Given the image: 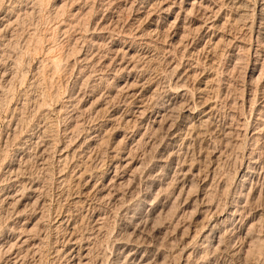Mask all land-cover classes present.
Segmentation results:
<instances>
[{
	"label": "rangeland",
	"instance_id": "374dc122",
	"mask_svg": "<svg viewBox=\"0 0 264 264\" xmlns=\"http://www.w3.org/2000/svg\"><path fill=\"white\" fill-rule=\"evenodd\" d=\"M154 1L0 0V264H264V0Z\"/></svg>",
	"mask_w": 264,
	"mask_h": 264
},
{
	"label": "bare ground",
	"instance_id": "6f19581e",
	"mask_svg": "<svg viewBox=\"0 0 264 264\" xmlns=\"http://www.w3.org/2000/svg\"><path fill=\"white\" fill-rule=\"evenodd\" d=\"M155 1L158 2V0H155ZM155 1H154V2H155ZM236 1H237V0H236ZM42 3H43V1H42ZM193 3H194V2H193ZM236 3H237V2H236ZM222 4H223V2H222ZM244 4H245V3H244ZM262 4H263V3H262ZM187 5H188V4H187ZM245 5H246V4H245ZM245 5H244V6H245ZM260 5H261V4H260ZM234 6H235V5H234ZM190 7H191V6H190ZM245 7H246V6H245ZM246 8H247V7H246ZM262 8H263V7H262ZM193 9H194V8H193ZM260 9H261V8H260ZM261 10L264 11V9H261ZM169 11H170V10H169ZM183 11H184V10H183ZM189 12H191V11H189ZM263 13H264V12H263ZM186 14H187V13H186ZM241 17H242V16H241ZM244 18H245V17H244ZM20 61H21V60H20ZM16 62H17V61H16ZM20 63H21V62H20ZM16 65H17V64H16ZM52 65H53L54 69H57V68H58V65H59V62H58L57 60H54ZM57 71H58V70H57ZM251 73H252V74L254 73V69L251 70ZM126 84H127V82H126ZM6 91H7V90H6ZM4 92H5V91H4ZM10 92H11V91H10ZM134 93H135V92H134ZM4 94H5V93H4ZM4 94H3V95H4ZM4 96H5V95H4ZM8 96H9V94H8ZM45 96H46V95H45ZM4 98H6V97H4ZM4 98H3V100H5ZM6 99H7V98H6ZM46 99H47V98H46ZM3 100H2V98H0V102L3 101ZM7 101H8V99H7ZM3 102H4V101H3ZM1 103H2V102H1ZM43 103H44V102H43ZM46 103H47V102H46ZM136 106H137V105H136ZM137 107H138V106H137ZM137 107H136V108H137ZM142 108H143V107H142ZM169 108H170V107H169ZM134 109H135V108H134ZM138 109H140V108H138ZM143 109H144V108H143ZM143 109H142V110H143ZM160 109H161V108H158L157 110H155L154 112H152V113H154V114L156 115V116L153 118V123L155 122V124H156L155 127H162V120H163V117H164L165 115H164V116H161V117H160V116L158 117V112L161 111ZM162 109H163V108H162ZM167 110H168V109H167ZM166 112H167V111H166ZM138 113H139V114H138ZM138 113H137L138 115H142V116L145 115V111H144V110H143V111H138ZM167 117H168V116H167ZM167 117H166V118H167ZM149 118H150V117H149ZM158 118H160L161 121L158 122ZM151 120H152V119H151ZM164 120L166 121V119H164ZM153 123H152V124H153ZM163 123H164V122H163ZM164 124H165V123H164ZM163 126H164V125H163ZM129 162H131V160H130ZM129 162L126 163L125 166H128L129 168H133V167H136V166H137L136 163H134V162L129 163ZM240 174H241V173H240ZM107 176H108V175H107ZM107 176H105V178H107ZM110 176H111V175H110ZM242 177H243V176H242ZM109 178H110V177H109ZM126 178H127V176H126V177H120V178H118V176H117L116 174L112 177V179H114V181H115V180L118 181L119 185H120V183H121V185H123L125 182H128V180H127ZM108 181H110V180H108ZM112 181H113V180H111V184H112ZM116 181H115V182H116ZM118 183H117V186H118ZM114 184H115V183H114ZM192 185H193V187L195 188V186H196V185H195V181L193 182ZM115 186H116V184H115ZM100 194H103V193H102V190L100 191ZM110 197H111V196H110ZM172 206H173V208L175 209L174 204H172ZM173 208H172V209L170 208V210H169V212H168L166 218H169V217L171 218V215H175V214H172V213H173L172 210H174ZM163 209H164V207H161V210H160V211H158V208L153 209V210H152V215L155 216V217H154V220H152L151 218H147V220L145 221L144 224H148V223L153 222L154 224L157 225L158 222L161 221V212L163 211ZM158 213H159V214H158ZM164 218H165V217H164ZM164 218H163V220H164ZM173 218H174V217H173ZM170 220H171V219H170ZM150 221H151V222H150ZM168 221H169V220H168ZM139 223H140V224H143L141 220H139ZM160 223H161V222H160ZM216 225H217V224H216ZM144 226H145V225H143V227H144ZM139 227H140V226H139ZM214 227H215V225H214ZM174 228H175V227H174ZM170 229H171V227H170ZM135 232H136V231H135ZM132 236H133V235H132ZM206 238L209 239L210 237H207V236H206ZM218 240L220 241V237H219ZM257 242H258V241H256V243H257ZM256 243H254L253 246H251V249H250L249 253H251V252L253 251L252 249L254 248V246H255ZM170 244H171V243H170ZM170 244H169V245H170ZM262 244H263V243H262ZM171 247H173V246H171ZM260 250H261V249H260ZM135 255H136V254H135ZM143 255H144V254H143ZM78 256H79V255H78ZM78 256H76L75 259H77ZM84 256H85V255H84ZM79 257H80V256H79ZM79 257H78V258H79ZM128 257H129V256H128ZM128 257H127V258H128ZM136 257H137V256H133V257H132V260L135 261V260H136ZM129 258H130V257H129ZM145 258H146V257H145ZM84 260H85V257H83V255H82V257H80V258L77 260V262H76V261H75V262H76V264H82ZM129 260H130V259H129ZM133 261H131V262H133ZM161 261H162V260H161ZM161 263H162V262H161ZM161 263H160V264H161ZM74 264H75V263H74ZM134 264H149V262H148L146 259H144V258H140V259L137 261V263H134Z\"/></svg>",
	"mask_w": 264,
	"mask_h": 264
}]
</instances>
